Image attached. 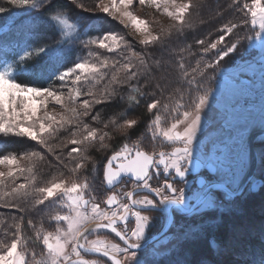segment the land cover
<instances>
[{"label": "snow or ice", "instance_id": "1", "mask_svg": "<svg viewBox=\"0 0 264 264\" xmlns=\"http://www.w3.org/2000/svg\"><path fill=\"white\" fill-rule=\"evenodd\" d=\"M69 3L90 15L103 14L125 29L134 28L141 37L136 42L139 50L118 31L89 35L60 0H0V14L15 9L31 18L15 39V59L8 60V49L0 48V137L34 143L32 150L0 155V207L19 213L10 235L0 222L7 238L0 240V264H102L87 258L89 254L111 264H160L156 243H149L158 235L151 229L160 217L166 225H175L176 213H232L241 198L264 189V152L256 158L247 149L244 133L249 125L231 126L210 148L198 147L208 114L220 115L215 103L220 79L231 75L239 84L240 78H247L243 72L231 73L226 58L235 55L247 65L253 53L264 54V0H225L216 12L226 20L218 29L221 34L210 43L196 39L197 51L193 44L174 48L172 42L192 27L190 18L199 14L201 0ZM136 5L152 8L172 23L153 32L150 22L133 11ZM226 37L230 42L225 43ZM22 75L32 77V82H21ZM176 97L185 103L175 105L169 122L163 114L173 111ZM49 105L63 111H50ZM98 106L112 108L106 120ZM141 106L143 113L136 115ZM259 128L264 142V125ZM146 137L151 151L144 148ZM115 138L123 142L104 165L102 183L108 191L98 201L97 162L90 153L107 151ZM164 144L172 150H157ZM201 170L209 179H199L202 195L190 201L189 176L200 177ZM45 172L47 180L42 178ZM213 178L219 182H211ZM125 179L131 189L116 188ZM33 213L39 224L29 218ZM210 227L205 222L182 228L177 243L202 236ZM25 228L31 236L25 235ZM103 232L115 234L120 243ZM240 234L239 225H225L228 240ZM258 236V248L253 242L241 254L244 258L232 264H264V224ZM168 239L166 232L165 245ZM29 241L34 248L29 249ZM209 246L217 247L216 240Z\"/></svg>", "mask_w": 264, "mask_h": 264}, {"label": "rangeland", "instance_id": "2", "mask_svg": "<svg viewBox=\"0 0 264 264\" xmlns=\"http://www.w3.org/2000/svg\"><path fill=\"white\" fill-rule=\"evenodd\" d=\"M89 1L90 2L86 3L83 0H79V2L77 3H84L86 6H91L93 0ZM202 9L203 8L201 6L202 13L199 12V14H193V16L190 18L192 27L186 31L184 37L180 39H177L175 36L173 37L172 46L174 48L184 46L185 44H190L192 40L189 38V33L193 32L194 30H197L199 26H206V31L203 33L204 37H208V35H212V33L215 32V29L213 28L207 31L208 25H206V23L212 21V19L209 17H205V13ZM133 11L142 19L148 20L150 22V27L153 32H157L160 30L161 27H167L172 23L169 18L149 7H141L136 5L134 6ZM114 24L116 29L113 31H118L126 34L127 38L134 44H136V42L141 38L134 28L129 27L125 29L121 24L117 23L116 21H114ZM218 36H216V38H213L212 41L217 39ZM136 47L137 50H139L138 44H136ZM1 48H7L9 50L8 45H2ZM149 51H154L155 56L159 55L158 50L149 49ZM247 60L249 62L247 65H243L244 61L240 60L229 66L231 69V73L243 72L246 75L247 78H240L239 84L235 82V78L231 75H224L220 79L218 84V91L215 97V103L220 109V115L219 117H217L214 112L208 114V116L206 117L205 130L199 138L198 147H202L204 145L210 148L212 143L217 142L221 137L228 134V130L231 126H235L238 124H246L249 126L246 129L244 136L246 140V147L250 151V147L248 144L249 137L253 132L261 130L259 127L264 125V54L257 55L256 53H253L250 57L247 58ZM183 103H185V101L180 99L179 97L174 98V100L172 101L173 111L170 113L163 114L167 117L169 122L171 121L172 116L176 114L175 105ZM98 109L102 110L101 106H98ZM49 110L54 111L56 113L63 111V109L59 106L53 107L52 105H49ZM182 110L183 109H181V111ZM101 115L106 120L111 114L109 113L107 114V116H104L101 113ZM143 130V128L140 129V131ZM66 138L67 137L65 136V139ZM23 139H25L31 144L32 148L29 150H32L34 148V143L27 140L26 138ZM117 139L118 138H115L109 141L108 143L110 144V146ZM135 139L136 136H133L132 140L134 141ZM129 143H131V141H129ZM162 147L170 148L172 146L164 144ZM255 147L257 149L259 157V154L261 152H264V142H261L260 136L255 139ZM144 148L145 150L151 151L148 137H146L144 140ZM109 149L107 151H101L99 153L93 151L90 153V155L95 161L99 158V156H102L103 158L105 157L106 161ZM159 149L160 148H157V150ZM110 156L111 155H109V157ZM23 163L27 164L28 162L24 161ZM101 166L102 163L99 164L97 171L100 172ZM3 170L6 171L7 169L5 168ZM256 172H259V165L257 166ZM42 178L47 180L50 177L48 176L47 172H45ZM213 180L219 179L213 178L212 181ZM102 184L103 183L101 181L99 182V184L95 182V195L97 194L95 193V191H102ZM192 191L193 189H191L189 185L187 194L188 200H192L194 196V192ZM96 197H98L99 199L103 198L101 194L96 195ZM242 211L244 212L242 213L243 215L240 214L241 216H237L235 213H240ZM247 212H249L253 218L251 217L250 219H244L243 216H245ZM242 219L243 221H241ZM4 220L5 222L13 221V219H11L10 217L5 218ZM238 220L241 221L239 226L240 232L242 234L238 235L237 238H235L234 240H221L218 236L217 230L219 223L221 221H226L229 222L232 226V224H236ZM205 222L209 225H212V227H210L204 235H196L192 238H188L177 243L179 231L182 228ZM250 222H253L255 224L264 223V189L257 190L241 198L236 204L232 213L222 214L219 211L209 209L205 210V212L200 215H193L177 219L174 227L171 229V231L168 232V243L165 245L166 234H164L161 238L155 241L156 246L160 251V256L162 257L160 264H169V262H173L174 264L176 258V260L180 261L181 259V261L186 262V264H204V262H209L210 264L211 261L208 255L210 250L213 251L215 259L222 260L224 264H232L233 261L243 259L241 256V254L243 253L242 251H245V249H249V247L245 246V244L243 243L242 246H238L236 249H234L232 245L229 244V242H235L238 241V239L241 240L243 238V231H250L249 228H251L252 226V224H249ZM229 223H227V226ZM224 236L226 239V235ZM257 237L258 238H256L257 241L255 245L258 244L259 246V236ZM212 239H215L217 242V247L215 248L209 246V241ZM173 245H175V248L172 251L171 255H169V249H172ZM147 258L151 260L152 256L149 255Z\"/></svg>", "mask_w": 264, "mask_h": 264}, {"label": "trees", "instance_id": "3", "mask_svg": "<svg viewBox=\"0 0 264 264\" xmlns=\"http://www.w3.org/2000/svg\"><path fill=\"white\" fill-rule=\"evenodd\" d=\"M83 1L86 3L90 2L89 0H83ZM77 2H79V0H77ZM201 2H203V3H201V6L203 8L202 10L205 13V17H209L212 19V21L206 23V25H208L207 31H209L213 28V29H215V32L212 31L213 32L212 35L210 34V35H208V37L205 36L206 37L205 38L203 35V33L206 31L205 25L199 26V28L197 30L190 32L189 38L192 40V42L190 44H193V51L198 50L197 46L194 45V41L196 39H204L206 41V43L212 42L213 38H216V36L221 34L218 31V29L221 27L222 23L226 22L224 17L216 15L217 11L222 10L223 6L225 5V0H201ZM60 4L63 5L64 9L69 13L70 17L74 18L75 20H78L80 22V24L83 25V27L85 29L89 30V35H97L103 31H113L116 29L114 21L109 19L108 17L104 16L103 14H97L94 16V15H90L89 13L82 12L74 4L69 3V0H60ZM200 13H202L201 10H200ZM227 19H232V17L230 15H228ZM30 23H31V18L28 17L27 13H25L24 11H21V10L13 9L10 12L0 14V48L2 45H8L9 46V50H8L7 57H6L8 60H12V59L16 58L14 55L15 39H16V37H18L20 35L21 31ZM217 26H218V28H217ZM217 32H219V33H217ZM230 39H231V37H226L225 43L230 42ZM80 54L86 55V52L82 51V52H80ZM206 58L210 59L211 54H209L208 57H206ZM240 60L241 59L238 56L234 55L231 59L226 58V63L229 66H231L232 64H234L235 62L240 61ZM70 61H71V57L69 58L68 63H70ZM192 62L194 63L195 61L193 60ZM20 80H21V82H32V77L22 75L20 77ZM36 83L39 85L43 82L42 81H36ZM101 109H102L101 113L104 116H107V114L112 113L111 107H106L105 109L104 108H101ZM142 113H143V106H141V108L137 110L136 115H141ZM141 128H143V125H141ZM122 142L123 141H121L119 138L113 142V144L110 146V149L108 151L109 152L107 154L108 157H109V155H112L113 150H116ZM31 148H32L31 144L23 138L0 137V155L9 154V153L18 154V153H21L22 151H26V150H29ZM108 157H107V159H108ZM104 161H105V157L103 158L102 156L101 157L99 156V158L96 160L97 168H98L99 164L102 163L100 172L97 171L96 175H95L96 176L95 182L98 184L100 181L103 182L102 174H103V166L105 163ZM40 207H43V206H40ZM243 212L244 211H242L240 213H238V212H235V213L237 216H241L240 214H242ZM14 216H19V213L16 212L15 209H4V208L0 207V222H3V224L6 226V228L8 229L9 235H10L11 225L15 221L13 220L11 222H5L4 219L8 218V217L13 219ZM243 217H244V219H248V218L250 219L252 217V215L249 212H247L246 215ZM29 218L33 219L34 223H37V224L40 223V218L35 213L30 214ZM241 221H243V219ZM241 221L238 220L236 222V224L240 225ZM227 223H229V222L221 221L219 223V226L217 229L219 238L221 240H224V241H227V238L225 239V236H224L225 235V225H227ZM249 224H252V226L250 225L251 228H249L250 231L245 232V230H244L243 231V238L241 240L238 239V241L229 242V244H231L234 249H236L238 246H242L243 243L245 244V246H248L249 249H251V246H253L252 243L257 241L256 238H258L257 236H258L260 226L264 223L255 224L253 222L252 223L250 222ZM228 226H229V228H231L230 223L228 224ZM45 228L48 230H52V226L49 222H45ZM4 232H5V229L0 228V240L7 242V238L5 237ZM248 233H251V235H249ZM25 235L31 236L32 232L29 229L25 228ZM255 246L258 248V244H256ZM28 247H29V249H32L35 247V245L32 243V241H29ZM36 249L40 250L39 248H36ZM242 252H244V251H242ZM208 255H209L210 261L217 260V259H215V255L213 254L212 250L209 251ZM175 256H176V254H175ZM242 258H244V257L242 256ZM176 259H175V262L179 261ZM180 261H181V259H180Z\"/></svg>", "mask_w": 264, "mask_h": 264}, {"label": "flooded vegetation", "instance_id": "4", "mask_svg": "<svg viewBox=\"0 0 264 264\" xmlns=\"http://www.w3.org/2000/svg\"><path fill=\"white\" fill-rule=\"evenodd\" d=\"M159 150L171 151L172 147H170V148L162 147ZM106 162H107V160L105 161L104 165L106 164ZM103 168H104V166H103ZM201 173H202V175L200 177L196 176L195 174H192V175L189 176V182H190L189 185H190L191 189H193L192 192H194L193 193L194 196H193L192 200H190V201H196L199 198V196L202 194V191L198 189L199 188V179L203 178V179H205V181H208V179H209L208 174H205L203 172V170H201ZM102 179L104 180L103 174H102ZM211 182H219V180H213ZM122 186L124 187V190H130L131 189V184L129 183V181L127 179L123 180L122 185L121 184L116 185V188H120ZM153 186H155V184ZM113 190H115V189H113ZM106 191H108L106 185L102 184V191H95V193H97L96 195H100L101 193H104ZM145 194H147V193H145V192H141L140 193V195H145ZM97 200L99 201L100 199L97 197ZM102 207H103V205H102ZM173 215H174V221L175 222L179 218L188 217V216H185V215L179 214V213H176V214H173ZM165 225H166V219L164 217H160L158 219L157 223L155 224V226L151 229V232L152 233H159L161 231V229L164 228ZM173 227H174V225H170V227L167 230V233L169 231H171V229ZM101 235L106 237L107 239L111 240L112 242L120 243L118 237H116L115 234H113L111 232H103V233H101ZM90 238H92V237H90ZM152 243H150V244H152ZM87 258H89V259H99V260L102 261V264H111V262L105 257H97V256H94L92 254H89V256Z\"/></svg>", "mask_w": 264, "mask_h": 264}, {"label": "water", "instance_id": "5", "mask_svg": "<svg viewBox=\"0 0 264 264\" xmlns=\"http://www.w3.org/2000/svg\"><path fill=\"white\" fill-rule=\"evenodd\" d=\"M258 136H261V130H257V131H255V132H253L252 134H251V136L249 137V141H248V144H249V147H250V152L252 153V155L254 156V157H256V158H258V153H257V149H256V147H255V139L258 137ZM257 166H258V164H257ZM257 166H256V170H257ZM257 183H259V181H257ZM202 195V194H201ZM201 195L199 196V198L201 197ZM198 198V199H199ZM197 199V200H198ZM170 227V225H165L164 226V230L162 231H160L159 233H158V235H154L153 237H152V239L149 241V243H152V242H154V241H156V240H158L159 238H161L166 232H167V230H168V228Z\"/></svg>", "mask_w": 264, "mask_h": 264}]
</instances>
